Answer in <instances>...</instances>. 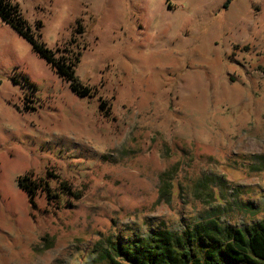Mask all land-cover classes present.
I'll list each match as a JSON object with an SVG mask.
<instances>
[{"label":"rangeland","instance_id":"obj_1","mask_svg":"<svg viewBox=\"0 0 264 264\" xmlns=\"http://www.w3.org/2000/svg\"><path fill=\"white\" fill-rule=\"evenodd\" d=\"M13 1L47 47L81 52L93 96L0 20V264H90L110 236L264 218V0ZM47 173L58 197L30 204L17 178Z\"/></svg>","mask_w":264,"mask_h":264},{"label":"trees","instance_id":"obj_2","mask_svg":"<svg viewBox=\"0 0 264 264\" xmlns=\"http://www.w3.org/2000/svg\"><path fill=\"white\" fill-rule=\"evenodd\" d=\"M0 20L25 39L75 95L93 96V89L82 84L76 74L81 52L47 47L41 39L42 23L30 24L13 0H0ZM49 177L55 176L47 173L45 178L33 175L17 178L18 187L26 193L30 204L34 205L38 191L47 200L58 197L49 184ZM56 190L75 200L81 197L66 182H59ZM95 252L90 264H264V218L247 227H237L209 216L183 232L158 226L145 236H110L98 244Z\"/></svg>","mask_w":264,"mask_h":264}]
</instances>
